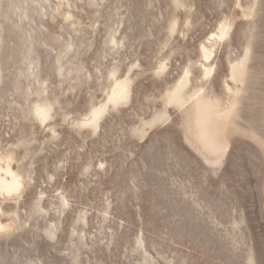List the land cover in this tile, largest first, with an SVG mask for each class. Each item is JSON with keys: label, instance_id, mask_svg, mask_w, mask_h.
Wrapping results in <instances>:
<instances>
[{"label": "rangeland", "instance_id": "374dc122", "mask_svg": "<svg viewBox=\"0 0 264 264\" xmlns=\"http://www.w3.org/2000/svg\"><path fill=\"white\" fill-rule=\"evenodd\" d=\"M155 5L158 8L159 3ZM232 5L231 2L229 6ZM114 6L108 5L103 10L99 19L101 22L106 20L107 25H114L113 22L120 18L114 15L112 20H108L110 12L120 14L125 11L122 7L114 11ZM224 8L225 5L216 10L205 9L195 30L184 37L182 34L175 35L160 52V43L148 36V46H139L136 41L132 49L120 56L122 66L134 58L140 59L142 67L136 70L142 73L136 79L140 93L106 119V127L99 135L82 138L68 134L72 133L68 123L59 124L62 134L54 142L42 144L45 132L38 133V142L33 149L37 160L35 167L46 165L50 169L56 168L59 177L50 182L39 180L31 190L38 193L46 189L49 197H55L58 190L65 189L68 195L74 196V201L69 199L73 209H68L62 216V226L65 231H70L78 212L87 211L89 219L84 227L85 245L76 254L77 262L73 263L68 251L71 240H64V232L59 240L41 237L48 216L34 217L30 222L34 226L28 225L19 237L0 242L1 264L38 261L46 264H264V145L252 133L256 127L259 132L264 130V121L257 122L264 116V68L259 71L258 83L261 85L257 83L247 95L250 97L247 102L249 107L241 109L240 116L234 119L235 124L229 126L224 162L215 172L191 145L185 122L170 107V119L166 123L148 128L141 137L132 133L160 109L159 99H153L158 90L151 80L158 60L171 50L175 51L171 56V64L177 69L174 76L180 72L179 65L187 53L191 55L192 62L196 61L192 49L209 37ZM84 9L75 10L83 22L79 28H88L91 24L99 27L95 20L100 15H92L93 8L85 6ZM233 11L240 12V9L234 6ZM155 17L160 19L157 9L145 8L132 19V22L139 23L140 28L130 33L145 32L147 35ZM179 19L182 23L183 12L179 14ZM239 21L241 18L235 23ZM55 27L56 32H61ZM256 32V52H260L261 47L264 49V27ZM102 36L99 31L88 35L91 48L82 57L86 69L93 70L99 65L98 61L102 69L109 61V58H97ZM249 41L248 35L242 33L230 48L232 55H237ZM43 49L46 47L43 46ZM221 60L223 67L219 70V81L229 82L225 76L224 51H221ZM89 86L90 82L84 85L77 98L75 93L66 95L72 103L65 105V111L70 112L69 120L81 117L87 109L92 94ZM103 99L104 95L98 92L94 102L99 103ZM252 102L254 106L250 104ZM9 119L0 116V125L3 123L5 128ZM4 128H1V133ZM151 141L154 143L151 144ZM262 142L264 144L263 139ZM133 172L137 174L135 181L132 179ZM144 180L148 181L147 184ZM149 194L161 199L160 202L158 198L161 205L156 216L151 203L157 200L152 201L149 196L147 200ZM119 196L122 200L117 208V202H114ZM107 202H113L116 210L104 219L101 213ZM21 212L25 214V210ZM111 234H114L111 237L115 238L114 242H108ZM141 239L144 243L140 245Z\"/></svg>", "mask_w": 264, "mask_h": 264}, {"label": "bare ground", "instance_id": "6f19581e", "mask_svg": "<svg viewBox=\"0 0 264 264\" xmlns=\"http://www.w3.org/2000/svg\"><path fill=\"white\" fill-rule=\"evenodd\" d=\"M157 2L158 8L155 5ZM231 2L232 7L229 6ZM78 3H81L80 7ZM107 4L115 5L114 11L121 7L125 9L120 14L109 13V21L114 15L120 16L113 22L114 25L99 20ZM223 5L226 8L221 10V16L209 37L191 51L196 61L192 62L191 55L187 53L179 65L180 72L178 70L174 76L177 69L171 64V56L175 51L171 50L158 60L151 80L158 90L155 93L158 95L153 99H159L160 109L148 122L132 131L135 136L141 137L148 128L166 123L170 119V107L179 113L186 124L185 131L191 145L214 168V172L224 162L229 126L235 124L234 119L240 116L241 109L249 107L247 102L250 97L247 95L258 83L259 71L264 68V49L261 47L260 52H256V30L264 27V0H0V116L10 118L5 128L3 123L0 125V242L19 237L28 225L34 226L30 223L34 217L48 216L40 236L59 240L64 232V240L73 243V250L72 243L71 249H68L72 262H77L76 254L85 245L84 227L88 224V213L79 211L72 229L65 231L62 216L68 209H73L69 199L74 196L68 195L65 189L58 190L55 197H49L46 189L38 193L31 190L39 180L50 182L59 177L56 168L50 169L46 165L35 167L37 160L33 149L38 142V133L42 130L45 132L42 144L54 142L62 134L58 129L59 124L68 123L72 132L68 134L82 138L99 135L106 127V119L140 93L136 84V79L142 74L136 72L142 67L140 59L134 58L122 66L120 56L132 49L136 41L139 46H148V36L160 43V52L175 35L182 34L184 37L192 32L205 9L216 10ZM85 6L93 8L92 12L90 10L92 15H100L95 24L103 29L93 24L88 28H79L83 22L75 10L80 8L85 11ZM234 6L240 12L233 11ZM145 8L157 9L160 19L155 17L147 35L145 32L131 34L130 31L140 28L139 23L132 22V19ZM181 12L184 13L182 23L179 19ZM238 18L241 21L235 23ZM209 24L207 26H211ZM55 26L61 32H56ZM97 31L103 33L97 58H109V61L102 69L98 61L99 65L90 70L86 69L82 57L91 48L88 35ZM242 33H246L250 41L233 56L230 48ZM221 51L226 54L225 76L229 82L219 81V70L223 67ZM89 82L92 94L87 109L81 117L69 120L70 112L65 111V105L72 103L66 99V95L75 93L77 98L82 87ZM98 92L104 95V99L95 103L94 97ZM260 118L251 121H264V116ZM252 133L263 146L264 130L259 132L256 127ZM132 179H137L135 172ZM148 196L152 201L157 200L151 203L156 216L161 205L159 197L149 194L147 200ZM29 197L30 200H27ZM117 198L114 203L117 202L118 208L122 199L121 196ZM22 210H25V214H22ZM113 210H116L113 202H107L101 213L103 218L111 216ZM113 235H110L108 242L115 241V238H111ZM143 243L144 239H141L140 245ZM101 251L104 252V249ZM249 259L253 260L252 257ZM30 264L46 263L38 261Z\"/></svg>", "mask_w": 264, "mask_h": 264}]
</instances>
